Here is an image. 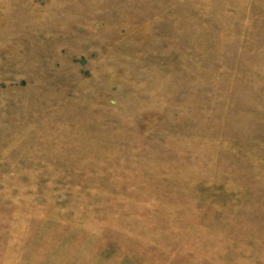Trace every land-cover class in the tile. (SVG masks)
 <instances>
[{
	"label": "rangeland",
	"instance_id": "374dc122",
	"mask_svg": "<svg viewBox=\"0 0 264 264\" xmlns=\"http://www.w3.org/2000/svg\"><path fill=\"white\" fill-rule=\"evenodd\" d=\"M0 264H264V0H0Z\"/></svg>",
	"mask_w": 264,
	"mask_h": 264
}]
</instances>
